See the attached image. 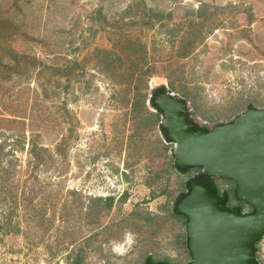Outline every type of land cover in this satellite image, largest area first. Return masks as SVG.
<instances>
[{"label":"rangeland","instance_id":"obj_1","mask_svg":"<svg viewBox=\"0 0 264 264\" xmlns=\"http://www.w3.org/2000/svg\"><path fill=\"white\" fill-rule=\"evenodd\" d=\"M170 82L200 127L263 108L264 0H0V264L189 263L172 208L200 171L144 110Z\"/></svg>","mask_w":264,"mask_h":264},{"label":"water","instance_id":"obj_2","mask_svg":"<svg viewBox=\"0 0 264 264\" xmlns=\"http://www.w3.org/2000/svg\"><path fill=\"white\" fill-rule=\"evenodd\" d=\"M155 103L173 141L177 166L234 181L236 198L254 209L246 215L225 210L227 198L218 197L212 184L192 182L177 204L178 213L187 218L188 264H258L255 246L264 237V107L252 106L208 129L195 122L189 103L170 90Z\"/></svg>","mask_w":264,"mask_h":264},{"label":"trees","instance_id":"obj_3","mask_svg":"<svg viewBox=\"0 0 264 264\" xmlns=\"http://www.w3.org/2000/svg\"><path fill=\"white\" fill-rule=\"evenodd\" d=\"M148 11L149 12H152L150 9ZM149 14H151V13H149ZM194 15H195L194 16L195 17L194 18V21L196 19H200L201 18V14H199V11L196 12V14H194ZM194 21H193V23H194ZM192 27H193V29H195V32L198 31L197 28H196V26L192 25L191 28ZM212 29L210 28V32H211ZM192 31H194V30H192ZM184 37H185V32H182V34L179 35V38L182 40V39H184ZM200 39L201 38H198V40L196 41V45L199 43V40ZM142 51H144V54L146 53L145 50L142 49ZM131 55L132 56H135L136 55V52L131 53ZM101 56H102L101 57V61L102 60L104 61V60L108 59V53L107 54L106 53H103ZM103 61H102V63L104 65V62ZM105 68H106V64L103 66V69H105ZM136 68L138 69V73H143L147 77H150L152 75V68L150 67V65H148V62L146 60H144V62H142V64L140 66H136ZM169 86H170L169 89L167 87H165L164 85H160V86H157V87L153 88L151 90V96L149 98V103H150V106L152 108V111H148L147 112L146 108H144V110L146 111V113L150 117V123L158 128V130H159V132L161 134V137H162L163 141L166 144L171 145L170 146V153H171L172 165H173L174 169L178 173L186 174L190 169H192V167L183 168V167L177 166L176 161H175V158H174V154H173V141L169 138L167 130H165L162 127V125H161V121H162L163 114L159 110L158 106L156 105L155 99H156V97L159 94L164 93V92H166L168 90L172 91L173 89H177V91L181 94L180 97H182L186 101H187V99H189V94L186 91V89L184 87H182V86H178V88H177V86L174 85L171 82H170ZM138 93H139V89L137 87H135V95L136 94L138 95ZM141 105H142V107H144L143 104H141ZM135 106H136V104L135 103H132V109L133 110L136 109ZM250 107H252V105L251 104H248L247 105V109L250 108ZM29 155L32 158L31 160H32V166H33V168H37L41 164L42 158L40 157L41 154L36 151V146H34V145L31 144V149H30ZM195 169H198L200 172H198L195 176L189 178L185 182V190L183 192H181L180 194H178V196L176 197V199H175V201L173 203V208H172L173 214L175 216H180V217H183L185 219V222H184V229H185V241H184V244H185L186 249L188 250V253L190 255V258H191V254H190V251H189L188 237H187V218L184 215L178 213V211H177V204H179V202L184 197H186L189 194V192H190V185H191L192 182L197 181V180L206 179L210 184H212L215 187V193H216V195L218 197L227 198V203L224 205L223 209L230 210V211H235L236 209H238L244 215L254 213V209L251 206H249L246 202H244L242 200H238L236 198V194H235L236 193V184H235L234 189H233V197L239 203L237 205H235V206H228L229 199H230L229 192L228 191H222L220 193L219 189L216 187V185L213 182V178L209 177L201 168H195ZM105 201H108L107 207L110 208L111 207V204H112V201H113V198H107ZM243 205H246V206L249 207V211L248 212H246V213L243 212ZM255 248H256V252H257V245L255 246ZM158 263L171 264V263H169L167 261H154L150 256H148L145 259V261H144V264H158ZM73 264H82V263H81L80 260H75L73 262Z\"/></svg>","mask_w":264,"mask_h":264}]
</instances>
